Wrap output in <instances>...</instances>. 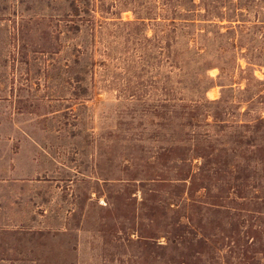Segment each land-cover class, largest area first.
Wrapping results in <instances>:
<instances>
[{
	"label": "rangeland",
	"instance_id": "rangeland-1",
	"mask_svg": "<svg viewBox=\"0 0 264 264\" xmlns=\"http://www.w3.org/2000/svg\"><path fill=\"white\" fill-rule=\"evenodd\" d=\"M0 264H264V0H0Z\"/></svg>",
	"mask_w": 264,
	"mask_h": 264
}]
</instances>
